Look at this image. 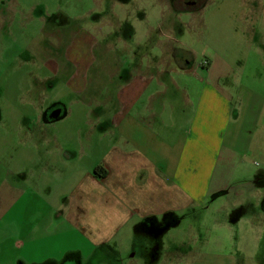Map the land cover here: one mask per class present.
I'll return each mask as SVG.
<instances>
[{"label":"rangeland","instance_id":"rangeland-1","mask_svg":"<svg viewBox=\"0 0 264 264\" xmlns=\"http://www.w3.org/2000/svg\"><path fill=\"white\" fill-rule=\"evenodd\" d=\"M200 1L199 8L187 11L174 7L172 0H0V225H3V237H23L24 229L19 226L24 220L27 225L50 223L55 211L52 204L40 197L39 190L61 197L74 189L100 160L105 142L96 127L94 112L103 111L104 95L110 91L115 94L118 87L104 84V63L107 66L121 60L165 57L162 49H156L148 40L150 25L166 46L178 45L162 36L173 35L176 30L175 37L193 52L196 63L212 58L215 52L236 66L249 64L241 71L250 76L244 83L264 93V64L252 47L264 44V0ZM127 2L129 5L123 6ZM146 16L149 23L143 20ZM101 27L106 29L99 33ZM56 35L62 36L60 40L57 37L58 42L66 47L74 44L73 41L76 47L80 44V57L85 63L95 61L90 73L102 79L95 82L90 75L83 95L73 94L69 90L73 86L64 85L66 73L53 88L35 81L43 76L44 60L53 55ZM130 35L133 38L128 44L133 49L125 52V37L127 40ZM107 43L117 45L108 55L104 50ZM231 71L234 72L233 68ZM55 103L63 104L69 114L49 122L41 113ZM58 143L63 149L72 147L77 149L75 153L79 150V160L67 163L60 151L56 158L53 150ZM48 152L54 154L59 168L67 163L69 173L61 175L53 170H41ZM251 160L252 176L234 178L226 196L210 200L203 208L173 214L170 221L158 222V228L145 224L141 230H125L106 252L99 250L90 257L76 254L68 257L77 264H97L109 258L116 264H264V157L258 155ZM24 192L32 195L29 202L17 201L14 206L18 208L12 212L15 197L22 199ZM23 206H27L24 215ZM191 251L195 255L187 256ZM16 261L25 264L23 258Z\"/></svg>","mask_w":264,"mask_h":264},{"label":"crops","instance_id":"crops-1","mask_svg":"<svg viewBox=\"0 0 264 264\" xmlns=\"http://www.w3.org/2000/svg\"><path fill=\"white\" fill-rule=\"evenodd\" d=\"M143 20L149 23L147 16ZM147 31L148 40L166 56L104 63V84L118 87L115 94L104 95L103 111L94 112L105 142L100 160L61 197L39 190L55 211L50 223L27 225L24 220L19 226L23 237L11 239L1 235L0 225V264H17L20 258L25 264H59L69 255L106 252L125 230H141L145 224L158 228V222L170 221L173 214L203 208L210 200L226 196L234 178L252 176L251 159L264 157V93L244 83L250 76L241 71L249 64L236 66L215 52L196 63L193 52L175 37L176 30L162 36L177 46L164 45L152 25ZM132 38L125 37V52L132 51L128 44ZM252 47L264 64V44ZM79 48L80 44L62 52L61 60L74 64L64 85H72L69 90L80 96L88 89L90 75L95 82L102 78L90 73L95 61L85 63ZM115 49L116 44L104 45L107 55ZM49 68L56 71L61 66L53 63ZM61 105L58 120L69 114ZM74 150L58 143L53 151L68 163L80 158L79 150ZM46 155L41 170L69 173L67 163L59 168L54 154ZM99 166L106 171L102 178L95 175ZM31 196L24 192L22 199L15 197L11 211L17 210V201L28 203ZM103 260L99 263H117Z\"/></svg>","mask_w":264,"mask_h":264},{"label":"flooded vegetation","instance_id":"flooded-vegetation-1","mask_svg":"<svg viewBox=\"0 0 264 264\" xmlns=\"http://www.w3.org/2000/svg\"><path fill=\"white\" fill-rule=\"evenodd\" d=\"M114 1H116V0H114ZM120 1L125 2L126 0H120ZM173 1L175 3V7H180L181 10L182 9L193 10L195 8L197 9V8H199V5L202 3L200 0H172V2ZM123 6H125V5H123ZM105 21H106V18H105ZM107 27L110 28L111 26L107 25ZM105 29H106V27L99 28V33L104 31ZM59 36H57V35L54 36L55 40H57V41H56V44L52 45V50H53L52 57L45 59L43 62V67H42L43 76L41 78H39V80H37V79L35 80L36 83H40V85H47L50 88H53L55 83L63 80V76L65 74V73L63 74V72H65V71L68 72L67 78H66V80H67V79L72 77L70 75V73L73 74V70H74V68H73L74 64L73 63H66V62H63L61 60V58H62L61 52H65V51L67 52V51H70L71 49H73L76 41H73L74 44L72 43L70 46L66 47V45L64 46L60 42H58V39L60 40L62 38V36L61 37H59ZM57 37H58V39H57ZM58 43H59V45H58ZM58 51H61V52L59 54H57ZM53 63H56L57 65L61 66V69L59 68V70L53 71L51 68H49V65L53 64ZM63 63L66 65V70L63 68ZM61 108H62L61 103H55L52 106H49V108H46V110L44 109V111L42 113V117L44 116L47 121L51 122V121H53V114L56 115L57 112ZM192 251H193V249H192ZM192 251L188 252L187 256L192 255L193 254ZM172 254H173V250H172ZM193 255H195V254H193ZM77 263L78 262L76 260H74L73 258H69L67 256L59 264H77Z\"/></svg>","mask_w":264,"mask_h":264},{"label":"trees","instance_id":"trees-1","mask_svg":"<svg viewBox=\"0 0 264 264\" xmlns=\"http://www.w3.org/2000/svg\"><path fill=\"white\" fill-rule=\"evenodd\" d=\"M95 175L99 178H102L106 175V171L103 167L99 166L95 169Z\"/></svg>","mask_w":264,"mask_h":264},{"label":"water","instance_id":"water-1","mask_svg":"<svg viewBox=\"0 0 264 264\" xmlns=\"http://www.w3.org/2000/svg\"><path fill=\"white\" fill-rule=\"evenodd\" d=\"M62 108L57 112V114L53 117L54 120H58L61 117L62 114Z\"/></svg>","mask_w":264,"mask_h":264}]
</instances>
